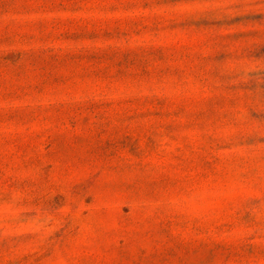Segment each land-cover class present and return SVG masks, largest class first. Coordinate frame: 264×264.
<instances>
[{"label": "rangeland", "instance_id": "1", "mask_svg": "<svg viewBox=\"0 0 264 264\" xmlns=\"http://www.w3.org/2000/svg\"><path fill=\"white\" fill-rule=\"evenodd\" d=\"M0 264H264V0H0Z\"/></svg>", "mask_w": 264, "mask_h": 264}]
</instances>
